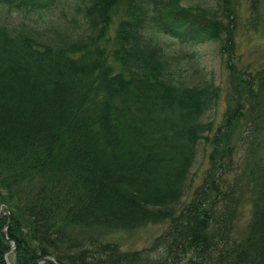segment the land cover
I'll use <instances>...</instances> for the list:
<instances>
[{"label": "trees", "instance_id": "16d2710c", "mask_svg": "<svg viewBox=\"0 0 264 264\" xmlns=\"http://www.w3.org/2000/svg\"><path fill=\"white\" fill-rule=\"evenodd\" d=\"M237 3L63 0L64 21L0 24V264H264V61L239 69ZM154 34L218 44L230 72L216 127L220 86L187 84ZM237 128L260 149L245 167ZM166 221L147 248L107 239Z\"/></svg>", "mask_w": 264, "mask_h": 264}, {"label": "rangeland", "instance_id": "374dc122", "mask_svg": "<svg viewBox=\"0 0 264 264\" xmlns=\"http://www.w3.org/2000/svg\"><path fill=\"white\" fill-rule=\"evenodd\" d=\"M62 2L63 0H55L47 7L29 9L20 13L7 12L6 8L0 4V24L15 25L25 20V23L37 25L41 28L44 24L64 21L61 15ZM180 2L185 6H213L215 0H180ZM235 6L237 17H235L234 31L231 32V42L233 41L231 47L234 46V43L237 44L234 56L238 66H240L239 69L250 72L264 61V0H238ZM115 27L116 20L111 26V35H113ZM154 35L165 52L173 57L172 65L179 66L181 77L187 84L197 85L213 81L220 86L221 90L217 104L206 116V118L213 119L214 127H216L225 108L226 80L230 72L226 57L220 54L218 50V44L215 41L181 42L162 34ZM220 39L225 40V34H222ZM240 135L241 128H237L233 131L230 140L239 146L237 151L238 164H240V167L241 165L245 167L249 160L260 153V149L255 146L252 139L255 136L245 134V137L239 138ZM251 149L253 151H249ZM209 150V146H203L202 143L198 145L197 156L191 169L192 187L201 182L203 172L207 167ZM248 217L249 209L246 206L239 221L240 228L244 227ZM166 227L167 221L159 224H149L137 229L109 234L107 239L117 242L122 250H139L149 247L154 238ZM5 259L10 261L12 254L8 253Z\"/></svg>", "mask_w": 264, "mask_h": 264}, {"label": "water", "instance_id": "95a60500", "mask_svg": "<svg viewBox=\"0 0 264 264\" xmlns=\"http://www.w3.org/2000/svg\"><path fill=\"white\" fill-rule=\"evenodd\" d=\"M5 214V211L3 212L2 211V205L0 206V214ZM6 231V230H5ZM14 248H15V246H14V242L13 241H11V247H10V249L11 250H14ZM44 261H54L52 258H48V257H42V258H40V260L38 261V263H40V262H44Z\"/></svg>", "mask_w": 264, "mask_h": 264}, {"label": "bare ground", "instance_id": "6f19581e", "mask_svg": "<svg viewBox=\"0 0 264 264\" xmlns=\"http://www.w3.org/2000/svg\"><path fill=\"white\" fill-rule=\"evenodd\" d=\"M153 224V223H152Z\"/></svg>", "mask_w": 264, "mask_h": 264}]
</instances>
